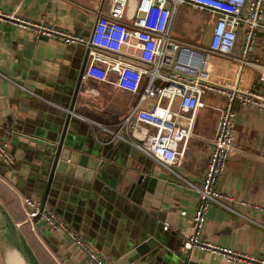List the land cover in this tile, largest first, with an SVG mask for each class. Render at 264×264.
<instances>
[{"label":"crops","instance_id":"crops-1","mask_svg":"<svg viewBox=\"0 0 264 264\" xmlns=\"http://www.w3.org/2000/svg\"><path fill=\"white\" fill-rule=\"evenodd\" d=\"M109 5L108 0H0V13L54 25L86 38L96 19L107 14ZM213 23L207 16L197 44L204 48L200 50L209 45ZM84 50L54 40L34 41L29 33L0 21V140L8 143L14 161L10 166L0 163V203L23 231L39 264H87L85 254L66 233L50 230L39 221L34 232L29 231L21 206L23 197L40 200L45 152L57 137L49 127L66 113ZM249 62L253 64L210 57L204 69L216 81L238 85L241 90H251V82L257 78L251 91L264 94L259 80L264 69V31L255 34ZM108 78V82L99 83L82 77L67 129L75 137L71 147L81 148V152L87 150L86 142L105 147L97 157L100 165L89 179L65 177L53 203L48 201L44 208L54 212L68 231L109 264L117 260L119 244L138 235L150 236L156 244L132 264H224L220 258L196 250L183 251L181 245L191 234L190 217L197 201L186 183L198 185L201 181L221 99L200 97L182 156L169 172L128 145L109 140L108 131L119 128L137 96L115 88L113 74ZM153 104V99H147L140 109L149 110ZM234 111V150L216 189L231 196L230 207L252 223L211 206L201 239L258 256L263 249L260 226H264V216L240 207L239 202L264 207V113L238 106ZM102 139L105 145L100 144Z\"/></svg>","mask_w":264,"mask_h":264},{"label":"built area","instance_id":"built-area-1","mask_svg":"<svg viewBox=\"0 0 264 264\" xmlns=\"http://www.w3.org/2000/svg\"><path fill=\"white\" fill-rule=\"evenodd\" d=\"M108 1L107 14L96 19L86 38L54 25L2 13L0 21L29 33L34 41L47 39L63 45L83 46L87 50L83 78L106 83L109 74H113L115 88L137 96L119 128L108 131L109 140L128 145L169 172L182 156L202 92L218 94L224 102L210 140L211 149L201 181L198 185L186 183L196 193L197 201L190 217L191 234L182 241V250H196L220 258L224 264H264V235L262 253L258 256L201 239L206 212L211 206L252 223L230 207L233 199L218 192L216 183L234 150V106L264 113V94L241 90L238 85H226L220 79L216 81L204 66L210 57L232 64H253L249 61L256 30H264V0ZM178 4L205 11L213 18L211 38L205 50L189 48L170 38L172 18ZM137 63L142 68L136 66ZM259 80L264 83V69ZM147 99L154 100L153 106L149 110L140 109ZM162 99L166 100L164 107H160ZM174 100H177L175 106ZM132 122L154 128L155 132L148 134L145 128L132 126ZM13 162L8 143L0 140V163L10 166ZM21 206L23 223L29 231L34 232L36 222H43L50 230L66 233L73 245L85 254L87 264H109L68 231L54 212L46 208L39 210V203L28 197L21 199ZM239 206L264 216V207L243 202H239ZM260 228L264 232V226Z\"/></svg>","mask_w":264,"mask_h":264},{"label":"water","instance_id":"water-1","mask_svg":"<svg viewBox=\"0 0 264 264\" xmlns=\"http://www.w3.org/2000/svg\"><path fill=\"white\" fill-rule=\"evenodd\" d=\"M86 61L87 50L85 49L78 68L76 81L70 94L66 113L63 117H60L61 119L54 121L53 126L49 127V130L54 135L57 133V137L54 140V144L45 152V172L40 181V200L37 201L39 210L44 208L48 201L53 203L54 193L59 190L60 183L65 182V177L74 175L77 178L84 177L89 179L100 165L97 160L99 153L101 152L102 154L105 150V147L92 145L93 142H86L87 150L85 153L81 152L82 150L79 151L81 148L71 147L75 137L72 132L68 133L67 131ZM100 144L105 145V140L102 139ZM101 196L103 197V195ZM90 206L88 205L89 208ZM155 244L156 241L152 237L142 235H138V237L125 243H120L118 252L115 255L117 260L114 264H132L152 250ZM7 253H13L20 264H39L21 234L19 227L13 223L0 203V262L2 264H6L5 256Z\"/></svg>","mask_w":264,"mask_h":264},{"label":"rangeland","instance_id":"rangeland-1","mask_svg":"<svg viewBox=\"0 0 264 264\" xmlns=\"http://www.w3.org/2000/svg\"><path fill=\"white\" fill-rule=\"evenodd\" d=\"M207 16L209 15L205 11L192 8L183 4H178L169 31L170 38L197 50L204 49L198 47L197 44L199 42V39L201 38L203 30L202 26ZM259 31L264 30L258 29L256 30V33ZM204 95H210L212 97L221 99L223 105L224 100L218 94L203 91L201 97ZM165 103L166 100L162 99L160 102V107H164ZM146 128L148 134H153L155 132L154 128Z\"/></svg>","mask_w":264,"mask_h":264},{"label":"bare ground","instance_id":"bare-ground-1","mask_svg":"<svg viewBox=\"0 0 264 264\" xmlns=\"http://www.w3.org/2000/svg\"><path fill=\"white\" fill-rule=\"evenodd\" d=\"M6 264H20L19 260L13 253H7L5 256Z\"/></svg>","mask_w":264,"mask_h":264},{"label":"trees","instance_id":"trees-1","mask_svg":"<svg viewBox=\"0 0 264 264\" xmlns=\"http://www.w3.org/2000/svg\"><path fill=\"white\" fill-rule=\"evenodd\" d=\"M238 43H239V36H238V39H237V43H236V46L238 45ZM236 46H235V51H236ZM234 51V52H235ZM256 80H258L257 78H256ZM256 80L253 78V80H252V82H251V85H250V87H251V90H255V88H256ZM260 82V81H259ZM260 83H262V82H260ZM264 84V83H263ZM23 217H24V215H23ZM26 227L28 228V226L26 225ZM29 229V228H28ZM20 230H21V228H20ZM21 232H22V234H23V231L21 230Z\"/></svg>","mask_w":264,"mask_h":264},{"label":"clouds","instance_id":"clouds-1","mask_svg":"<svg viewBox=\"0 0 264 264\" xmlns=\"http://www.w3.org/2000/svg\"><path fill=\"white\" fill-rule=\"evenodd\" d=\"M87 62V61H86ZM85 67H86V65H85ZM85 69V68H84ZM83 76V75H82Z\"/></svg>","mask_w":264,"mask_h":264}]
</instances>
